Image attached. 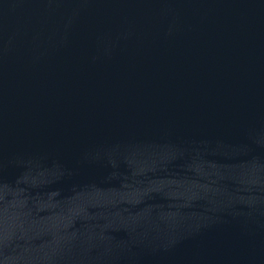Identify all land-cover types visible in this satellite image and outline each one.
<instances>
[{"label":"water","instance_id":"water-1","mask_svg":"<svg viewBox=\"0 0 264 264\" xmlns=\"http://www.w3.org/2000/svg\"><path fill=\"white\" fill-rule=\"evenodd\" d=\"M0 264H264V0H0Z\"/></svg>","mask_w":264,"mask_h":264}]
</instances>
